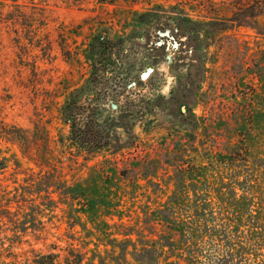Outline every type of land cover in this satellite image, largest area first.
<instances>
[{
	"label": "rangeland",
	"instance_id": "1",
	"mask_svg": "<svg viewBox=\"0 0 264 264\" xmlns=\"http://www.w3.org/2000/svg\"><path fill=\"white\" fill-rule=\"evenodd\" d=\"M252 1L0 0V264H264V16L204 28ZM182 16L202 26L194 87ZM97 35L135 70L118 98L95 102L110 71L79 93V119L96 103L111 136L88 153L62 110ZM201 204L230 244L196 239Z\"/></svg>",
	"mask_w": 264,
	"mask_h": 264
},
{
	"label": "trees",
	"instance_id": "2",
	"mask_svg": "<svg viewBox=\"0 0 264 264\" xmlns=\"http://www.w3.org/2000/svg\"><path fill=\"white\" fill-rule=\"evenodd\" d=\"M143 15L141 18H143ZM264 16V0H253L251 4L247 5L243 9L236 12L232 17L225 21L208 23L204 28L209 30V32L223 31L231 27L240 26H251L257 17L260 18ZM178 33L181 37H185L186 44H181V46H186L187 49H181L182 53H185L182 59H186L187 55V80L189 84L194 87L195 84L200 83L203 78L204 63L202 59V54L199 52L198 48V30L202 27L198 23H193L186 17L182 16L178 20ZM159 34H157V38ZM159 40V38H158ZM158 40L152 44H146L149 46V51L152 53L154 51L163 48V45L158 43ZM123 43V40L112 41L107 36L97 35L93 38L90 48H89V58L91 59L92 74L91 78L88 80V85L76 90L72 93L62 110V117L65 123L70 125V142L75 145L78 149L86 150L88 153H92L96 150H100L109 146L111 142V136L107 129H105L97 120V107L96 103L91 105L88 104V114L84 117L85 122L82 123L81 119V105L78 103L77 98L80 92L84 91L87 87H95L100 84L101 75L100 72H112V75L105 80L104 85L100 88L101 91L97 93L98 97L95 102L104 98H118L121 93L126 89L127 83L129 81L130 75L134 73L135 65L134 63L127 66L118 63V61L113 59V46H118ZM193 47V52H188V49ZM119 56V53L118 55ZM262 63H264V53L261 54ZM261 61V60H260ZM126 63V62H125ZM112 65L111 67H109ZM185 106V103H182ZM185 115V114H184ZM83 120V119H82ZM0 164V168L2 167ZM198 220L196 222V239L199 241L203 240L205 237L211 239L212 236L217 237L220 240V246L222 244H230L229 240V221L230 220H220L219 213L217 217L214 213L210 214V217L206 218V204L198 205ZM213 212V211H210ZM220 222V224H219ZM227 226V228L220 227ZM232 250V249H230ZM229 253V251H228ZM230 252L229 257H223L217 261L216 264H230L233 256ZM227 256V255H225ZM43 261H48L46 264H52V257L41 256L36 261L35 264H41ZM191 261V258L189 259ZM192 262V261H191ZM238 264V263H233Z\"/></svg>",
	"mask_w": 264,
	"mask_h": 264
},
{
	"label": "water",
	"instance_id": "3",
	"mask_svg": "<svg viewBox=\"0 0 264 264\" xmlns=\"http://www.w3.org/2000/svg\"><path fill=\"white\" fill-rule=\"evenodd\" d=\"M181 111H182L183 114H185V106L181 107Z\"/></svg>",
	"mask_w": 264,
	"mask_h": 264
}]
</instances>
